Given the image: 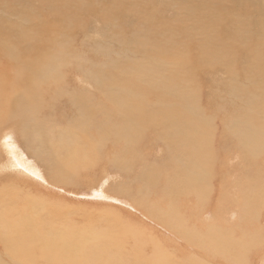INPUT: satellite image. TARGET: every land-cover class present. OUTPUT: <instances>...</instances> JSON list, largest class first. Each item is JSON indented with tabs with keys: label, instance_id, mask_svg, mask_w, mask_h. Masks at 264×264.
<instances>
[{
	"label": "bare ground",
	"instance_id": "1",
	"mask_svg": "<svg viewBox=\"0 0 264 264\" xmlns=\"http://www.w3.org/2000/svg\"><path fill=\"white\" fill-rule=\"evenodd\" d=\"M168 8L174 10L172 15L166 14ZM77 17L99 23L107 41L90 45L87 55L73 47V38L61 36L82 31ZM96 56L104 60L91 70L84 58L94 63ZM216 71L227 74L221 95L230 98V109L219 117L221 122L226 119L223 143L243 156L248 170L244 175L251 180L240 201L247 221L251 211L264 204V183L257 181L264 167V0H0V143L7 139L9 131L4 129L16 128L35 146L36 157L54 183L71 182L97 166L120 174L134 164L130 154L136 147H163L169 153L166 184L171 188L164 191L173 196L171 203L175 193L200 199L204 186L215 178L203 164L208 165L209 151L219 150L218 129L212 125L215 116L206 115L198 91L187 83L196 75L206 85L205 77ZM70 76L80 77L92 90L69 82ZM61 100L75 104L77 117L53 127L42 117L47 115L42 103L56 106ZM99 111L108 113L97 118ZM144 134H153L154 143L138 145ZM101 149L108 155L116 152L100 161ZM12 154L14 166L21 168L22 153L12 148ZM166 167H142L141 181L151 187L152 177L164 178ZM14 190L9 194L16 195ZM126 190L120 184L114 192ZM9 201L14 200H0V242L6 261L0 259V264H143L122 253L121 241L105 232L107 225L105 231L102 226L90 233L70 224L60 230L45 221V213H38L45 209L38 198L15 205L17 212ZM170 213L172 217L171 209L162 216L166 223ZM250 233V239L257 236L264 242V234ZM202 234L207 251L242 256L250 247V239L236 248L224 247L214 226ZM259 241L255 248L262 246ZM151 264H160L157 256Z\"/></svg>",
	"mask_w": 264,
	"mask_h": 264
},
{
	"label": "rangeland",
	"instance_id": "2",
	"mask_svg": "<svg viewBox=\"0 0 264 264\" xmlns=\"http://www.w3.org/2000/svg\"><path fill=\"white\" fill-rule=\"evenodd\" d=\"M159 1L170 2V0ZM172 10V8H168L166 14L168 13V16L172 15L174 11ZM140 19L142 18L140 17ZM75 22L78 28L82 29V33L75 31L72 35L68 33L61 34V36L68 37V39L73 38V47L76 46V50L80 54L87 55L86 49L90 45H103L107 42L101 37L100 30L103 27L99 23L92 22L87 17H77ZM169 23L174 24L173 20ZM73 34L74 37H72ZM101 57V59L97 56L94 57V63H91L88 58L84 59L89 61L88 68L92 70L96 68V63L103 62L104 56ZM226 78L227 74L225 72L216 71L205 77L206 85L199 82L196 75H193L187 83L189 88L192 86L198 91L200 106H203L206 115L215 116L216 124L214 125L212 122V125L218 129L215 147L219 150H217L218 152L209 151L208 165L203 164L207 171L211 172L213 176L215 175V178L213 177V184L211 180L208 181V188H206V185L204 188L203 185L201 186L205 190H202L204 194L200 199L195 197V194L175 193L173 204L171 203L173 196L164 191V188H169L166 183L170 174L167 172L168 167H166L169 165V153L162 151L163 147L157 149L155 147L151 149L149 147H144V149L136 147L130 154V157L134 156V164L131 165V169L121 172V175L109 166H97L93 170L86 169V172L83 171L81 174H77L71 182H50L46 176L43 163L36 157L35 146L26 142L16 128L7 127L4 129L9 131L6 132L7 136L4 137L7 139L2 140L0 143V190L8 191L7 193L0 191V200L3 197L13 199L14 201L9 202L17 212L14 208L15 205L19 206L28 197L38 198L43 201L40 204L45 205V209H40L38 213L42 217L45 213L47 215L43 217L45 221L59 229L70 224L72 227H83L85 231L90 233L92 229L99 230L102 226L105 231V225H107L105 232L120 240L122 253L135 257L136 263L151 264V261L157 256L160 264H264V242L259 241L257 236L250 239L249 235L250 232L264 234V204L257 207L256 210H259V213L251 211L253 216H249L245 221V217L241 212L243 203L240 201L247 187H245V184H248L251 180L250 177L246 178L244 175L248 170L242 161L243 156L239 155L232 145L224 146L221 134L226 119L221 122L219 117L222 110L227 111L230 109L227 105L230 101L229 96L221 95L224 94L223 89L225 87V84L221 82ZM67 79L69 82L75 83L76 86L85 87V84L79 81L80 77L78 76H70ZM88 89L92 90L91 87H88ZM66 90L70 91L71 89ZM51 97L46 98L52 101ZM42 106L45 108L44 111H47V115L42 116L43 119L44 117L48 118L53 127L56 125L64 126L66 121L77 117L74 110L75 104L69 103L67 100H61L60 104L56 106L49 102H43ZM99 112L97 118H100L103 113L105 115L108 113ZM110 119L112 118L106 117V121ZM91 129H96L95 125ZM2 133L0 132V136ZM202 138L205 141L207 134L203 133ZM147 141H151L149 144L154 143V135L148 134L147 136L144 134L138 145L146 146ZM117 144L122 145L119 142ZM2 147L9 150V157H7V153ZM12 148L18 149L25 159L24 164L21 165L22 169L14 166L16 161H13L11 157ZM198 149L200 152L204 150L202 147ZM115 152L112 151L110 156V154L102 152L101 149L98 154L100 161L108 156L113 158ZM119 152L118 150L117 153ZM206 155V153H203L204 157ZM261 162L263 163V160ZM150 164L163 165L166 168L165 177L158 176L160 181L157 176H153L150 181L151 187H148L143 180L141 181L140 172L143 171L142 167ZM261 169L258 170L262 175L257 180L258 185L264 183V167ZM106 181L109 183L108 185H106ZM120 184L127 186L128 190L126 191L128 192L120 195L118 194L120 192H114V189ZM9 188L12 190L15 188L14 191L17 194H9ZM170 190L171 188H169ZM169 209H171L173 216L171 217L170 213L168 219H166L169 223H166L162 216ZM47 211L50 213L47 214ZM18 218L20 217L18 216ZM109 222L110 226L108 225ZM213 226L219 228L221 244L224 247L231 245L236 248L250 239L248 251L239 256L233 251L214 252L202 248L204 247L201 242L202 233L208 232ZM193 233L195 235L192 236ZM197 235L200 236L199 242L196 241ZM257 241L261 242L262 246L255 248L254 244ZM2 250L3 246L0 242V259L3 262L5 258ZM124 258L128 257L125 256ZM132 260L134 259L132 258ZM125 263L132 262L126 261Z\"/></svg>",
	"mask_w": 264,
	"mask_h": 264
}]
</instances>
